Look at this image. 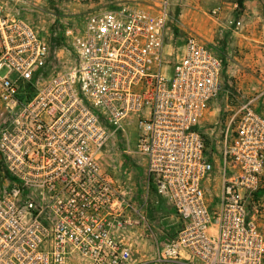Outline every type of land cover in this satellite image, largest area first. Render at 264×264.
I'll list each match as a JSON object with an SVG mask.
<instances>
[{
	"label": "built area",
	"instance_id": "1",
	"mask_svg": "<svg viewBox=\"0 0 264 264\" xmlns=\"http://www.w3.org/2000/svg\"><path fill=\"white\" fill-rule=\"evenodd\" d=\"M168 8L103 0L46 37L0 0V264H264V110L215 45L173 49Z\"/></svg>",
	"mask_w": 264,
	"mask_h": 264
},
{
	"label": "rangeland",
	"instance_id": "2",
	"mask_svg": "<svg viewBox=\"0 0 264 264\" xmlns=\"http://www.w3.org/2000/svg\"><path fill=\"white\" fill-rule=\"evenodd\" d=\"M3 1L16 15L38 23L46 37L53 34L64 19L79 20L86 11L98 8L103 3V0ZM133 1L152 4L161 0ZM240 2L168 0L169 42H172L173 49L178 48L187 35L193 33L215 45L225 61L224 83H230L233 97L242 101L255 98L261 102L264 99V0H242L241 6ZM6 71L3 68L0 76L5 75ZM263 107L264 104H259V108ZM101 165L102 170L115 181L126 183V194L135 193L141 171L132 159L119 152H111L102 156ZM157 218L164 219L161 216ZM260 223L264 225L262 219ZM169 229L173 230V226ZM125 241L131 243L134 250L137 249L134 236Z\"/></svg>",
	"mask_w": 264,
	"mask_h": 264
},
{
	"label": "crops",
	"instance_id": "3",
	"mask_svg": "<svg viewBox=\"0 0 264 264\" xmlns=\"http://www.w3.org/2000/svg\"><path fill=\"white\" fill-rule=\"evenodd\" d=\"M258 102H259V104L263 105L264 99L261 101L262 103L260 101H258ZM262 110H264V107L262 108ZM137 168L141 171V174H139V177L137 179V187L134 190L135 193H132V195H135L136 198H139L141 193H142L141 187H142L143 181H144V168L143 167H137ZM127 195H129V194H127ZM136 239H137L136 244H138V247L135 250V253H136L135 257L136 258H147V259L153 258L154 248L152 246L148 245V243H146L142 239H140V238H136Z\"/></svg>",
	"mask_w": 264,
	"mask_h": 264
},
{
	"label": "trees",
	"instance_id": "4",
	"mask_svg": "<svg viewBox=\"0 0 264 264\" xmlns=\"http://www.w3.org/2000/svg\"><path fill=\"white\" fill-rule=\"evenodd\" d=\"M241 4H242V0H241V2H240V6H241Z\"/></svg>",
	"mask_w": 264,
	"mask_h": 264
}]
</instances>
